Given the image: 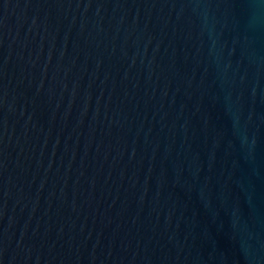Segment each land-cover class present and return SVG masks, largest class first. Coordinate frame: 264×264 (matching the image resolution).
Masks as SVG:
<instances>
[{
	"label": "water",
	"instance_id": "obj_1",
	"mask_svg": "<svg viewBox=\"0 0 264 264\" xmlns=\"http://www.w3.org/2000/svg\"><path fill=\"white\" fill-rule=\"evenodd\" d=\"M0 264H264V0H0Z\"/></svg>",
	"mask_w": 264,
	"mask_h": 264
}]
</instances>
